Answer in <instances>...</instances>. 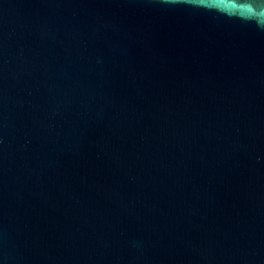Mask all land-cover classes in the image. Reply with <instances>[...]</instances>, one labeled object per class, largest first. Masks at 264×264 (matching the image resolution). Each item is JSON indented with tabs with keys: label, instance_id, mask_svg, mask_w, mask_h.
Segmentation results:
<instances>
[{
	"label": "water",
	"instance_id": "obj_1",
	"mask_svg": "<svg viewBox=\"0 0 264 264\" xmlns=\"http://www.w3.org/2000/svg\"><path fill=\"white\" fill-rule=\"evenodd\" d=\"M244 3L0 0V264H264Z\"/></svg>",
	"mask_w": 264,
	"mask_h": 264
},
{
	"label": "clouds",
	"instance_id": "obj_2",
	"mask_svg": "<svg viewBox=\"0 0 264 264\" xmlns=\"http://www.w3.org/2000/svg\"><path fill=\"white\" fill-rule=\"evenodd\" d=\"M244 4L249 8L251 14L241 18L250 20L264 29V0H245Z\"/></svg>",
	"mask_w": 264,
	"mask_h": 264
}]
</instances>
